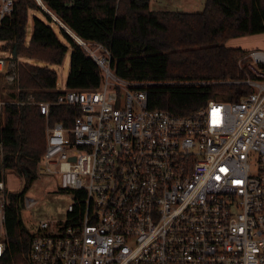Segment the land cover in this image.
I'll return each instance as SVG.
<instances>
[{"label":"built area","instance_id":"obj_1","mask_svg":"<svg viewBox=\"0 0 264 264\" xmlns=\"http://www.w3.org/2000/svg\"><path fill=\"white\" fill-rule=\"evenodd\" d=\"M19 1L0 0V26ZM33 1L97 64L102 80L95 89L59 91L54 101L28 98L46 118L37 172L53 176L68 197L61 216L33 219L29 264H264V51L243 54L235 78L197 82L239 87L238 100H209L179 116L148 108L155 82L120 78L106 46ZM14 60L11 50L0 56L9 82L17 78ZM52 106L76 110L70 126H49ZM3 112L0 102V130ZM2 175L0 259L10 204ZM37 206L24 196L22 209Z\"/></svg>","mask_w":264,"mask_h":264},{"label":"trees","instance_id":"obj_2","mask_svg":"<svg viewBox=\"0 0 264 264\" xmlns=\"http://www.w3.org/2000/svg\"><path fill=\"white\" fill-rule=\"evenodd\" d=\"M43 1L76 35L110 50L111 67L117 76L156 83L147 89L148 108L179 116L190 115L209 100H238L239 87L200 86L197 82L237 77V61L246 51L228 47V41L264 33V0H206L198 13L151 12L150 0ZM35 9L53 22L33 0H20L0 26V42H6L11 51L16 49L18 57L60 66L69 48L44 21L33 17L32 35L26 43L29 11ZM59 28L71 49L66 88H98L102 80L100 68L64 28ZM47 65L18 64L16 102L4 106L0 180L2 170L14 169L23 172L26 184L21 193L9 194L5 217L8 246L0 264H29L32 232L25 226L21 210L45 151L46 118L28 103V98L56 99L57 73ZM75 116V109L52 106L47 120L51 127H68Z\"/></svg>","mask_w":264,"mask_h":264},{"label":"rangeland","instance_id":"obj_3","mask_svg":"<svg viewBox=\"0 0 264 264\" xmlns=\"http://www.w3.org/2000/svg\"><path fill=\"white\" fill-rule=\"evenodd\" d=\"M205 1L206 0H150L149 11L198 13L204 9ZM35 4L38 6L37 3ZM28 16L29 19L26 26L25 38L26 43H28L31 38L33 17H36L49 25L59 40L68 46L69 49L60 66L47 65L39 60H30L22 56L17 58V64L29 63L33 65L49 66L50 69L57 73V91H62L66 89V79L70 67L71 49L69 42L63 37L59 25H57L55 21L49 22L40 10H30ZM227 46L240 48L246 52L264 51V33L231 39L228 41ZM9 52L10 50L6 47V42H0V56L7 57ZM18 91L19 89L16 82H9L3 75H0V102H2L4 106L7 103H14L16 101L15 96ZM3 172L7 190L13 194L21 193L26 184L23 172L14 169H4ZM35 176V179L28 185L25 197L38 200L39 206L33 210H25L24 208L21 210L22 220L31 232L35 224L33 219L59 217L64 213V206L68 202V197L59 189L57 181L53 176L39 175L37 171Z\"/></svg>","mask_w":264,"mask_h":264},{"label":"water","instance_id":"obj_4","mask_svg":"<svg viewBox=\"0 0 264 264\" xmlns=\"http://www.w3.org/2000/svg\"><path fill=\"white\" fill-rule=\"evenodd\" d=\"M18 57L16 49L12 50V58L16 59Z\"/></svg>","mask_w":264,"mask_h":264}]
</instances>
